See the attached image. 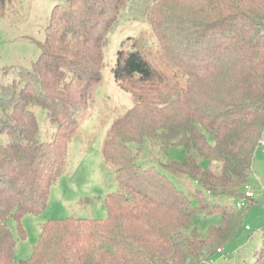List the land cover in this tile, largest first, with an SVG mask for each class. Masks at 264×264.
Listing matches in <instances>:
<instances>
[{
	"label": "trees",
	"instance_id": "trees-1",
	"mask_svg": "<svg viewBox=\"0 0 264 264\" xmlns=\"http://www.w3.org/2000/svg\"><path fill=\"white\" fill-rule=\"evenodd\" d=\"M12 1L0 0V17ZM55 1L33 70L0 90V134L9 139L0 144V264L209 262L241 232L243 213L209 205L206 195L244 198L264 139V0H152V32L123 42L112 70L134 105L103 149L118 184L103 203L107 219L49 220L32 257L16 263L10 223L23 234L22 217L47 209L129 0ZM38 109L57 129L50 142L40 140ZM147 141L165 153L182 148L185 161L145 168L139 157ZM163 170L187 176L196 192L187 194ZM193 200L221 214L207 236L194 227ZM255 264H264V237Z\"/></svg>",
	"mask_w": 264,
	"mask_h": 264
},
{
	"label": "rangeland",
	"instance_id": "rangeland-1",
	"mask_svg": "<svg viewBox=\"0 0 264 264\" xmlns=\"http://www.w3.org/2000/svg\"><path fill=\"white\" fill-rule=\"evenodd\" d=\"M55 0H13L0 17V90L17 78L21 71H31L41 55V44L46 38ZM152 0H129L126 8L109 37L106 48L104 80L94 94L93 103L87 112L78 117L79 130L72 139L68 151L66 172L52 187L47 209L40 215H25L19 222L12 220L11 230L17 238L14 260L16 263L29 260L40 239L43 224L49 220L107 219L108 212L103 203L107 195L117 191L116 169L105 160L103 149L109 130L115 121L124 116L134 105L131 94L123 91L115 82L112 73L118 52L129 37L137 38L141 33L151 31L148 22ZM127 43L125 48L129 47ZM157 47L154 46L156 51ZM41 125L40 140L50 142L56 134V127L46 112L37 110ZM211 140V139H210ZM9 141L6 134H0V144ZM169 160L183 163L182 148H172L165 153L154 143L147 141L139 157L145 168L162 166ZM163 172L187 194L196 192L198 185L184 175ZM245 191L255 194L254 200H245L243 228L236 239L220 247L222 253L212 258V264H255L257 254L263 246L264 230V149L259 148ZM207 203H219L238 209L233 199H215L206 195ZM204 201V200H203ZM206 202V201H205ZM205 202L203 204H205ZM197 209L194 227L200 235L207 236L212 228L222 223L219 212L210 214ZM207 263V262H206ZM205 262L203 264H206ZM209 263V262H208Z\"/></svg>",
	"mask_w": 264,
	"mask_h": 264
},
{
	"label": "built area",
	"instance_id": "built-area-1",
	"mask_svg": "<svg viewBox=\"0 0 264 264\" xmlns=\"http://www.w3.org/2000/svg\"><path fill=\"white\" fill-rule=\"evenodd\" d=\"M260 146H261V148L264 149V139L261 141ZM254 199H255V194L253 192H251V191H246L245 192V196L243 198V201H242V199H240L238 201V204H237L238 209L239 210L244 209L245 200H254ZM233 200L236 202L238 200V198L237 199H233ZM222 252H223V249H219V253H222ZM207 264H212V260H210L209 263L207 262Z\"/></svg>",
	"mask_w": 264,
	"mask_h": 264
}]
</instances>
